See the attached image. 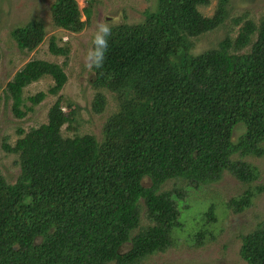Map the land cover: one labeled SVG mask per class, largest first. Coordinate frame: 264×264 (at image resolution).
Masks as SVG:
<instances>
[{
  "label": "trees",
  "instance_id": "1",
  "mask_svg": "<svg viewBox=\"0 0 264 264\" xmlns=\"http://www.w3.org/2000/svg\"><path fill=\"white\" fill-rule=\"evenodd\" d=\"M230 1L218 0L215 14L206 17L199 9L211 0H158L144 23L109 27L91 83L115 96L119 111L104 126L101 142L92 135L64 137L76 110L67 105L71 112H65L59 98L47 124L15 146L4 145L19 157L20 173L9 183L0 171V264H141L174 246V230H183L181 213L190 209L182 208L186 198L178 192L162 191L166 182L184 180L201 189L224 173L244 184L259 179L244 159L264 155V19L246 21L234 41L227 37L218 48L193 54L194 39L224 24ZM51 14L56 28L74 34L92 16L76 0H55ZM11 35L20 51L31 53L46 30L34 20ZM56 40L50 52L67 55ZM46 76L54 80L48 95H59L67 74L45 61L29 62L8 83L16 116L26 115L24 89ZM46 96L29 100L35 105ZM95 100L100 114L105 97ZM239 126L244 131L235 141ZM262 193L264 183L232 198L227 208L240 214ZM215 208L192 215L188 237L196 247L215 238ZM240 257L264 264V223L242 238Z\"/></svg>",
  "mask_w": 264,
  "mask_h": 264
},
{
  "label": "rangeland",
  "instance_id": "2",
  "mask_svg": "<svg viewBox=\"0 0 264 264\" xmlns=\"http://www.w3.org/2000/svg\"><path fill=\"white\" fill-rule=\"evenodd\" d=\"M81 10L88 8L92 12L90 22L81 33L74 34L54 26L51 6L55 0H0V171L9 183H14L20 173L19 157L5 151L4 145L15 146L16 142L32 129L47 124L52 106L62 99L64 111L71 112L67 105L76 110L72 128H63L65 138L92 135L99 142L103 140V129L107 121L119 111L115 96L104 90H96L92 86L94 73L87 67V59L93 50L94 38L102 26L115 25L137 26L145 22L146 12H154L158 0H76ZM218 0L200 7L206 17L216 12ZM243 18L239 23L238 19ZM264 19V0H231L228 17L219 29L194 39V55L218 48L227 37L233 41L246 21L256 25ZM41 22L46 30L44 42L33 52L26 53L18 49L12 38V31L25 26L31 21ZM82 20L86 16L82 15ZM56 37L59 48L67 50V55H54L50 52L52 37ZM250 51L247 47L237 53ZM39 60L57 64L65 70L68 81L59 95H48L54 80L46 76L37 83L24 89L21 110L26 112L22 118L13 111V100L7 97V85L16 74L29 62ZM46 93L44 101L33 105L29 98L39 93ZM98 94L105 97V109L97 114L93 104ZM243 126L236 130L234 140L238 141L243 133ZM264 148V144H263ZM237 159H240L237 157ZM258 169L259 179L253 184H244L234 176L224 173L221 180L201 189L190 188L184 180H171L162 186V191H176L190 206L181 213L183 230H174L175 244L167 252L148 257L141 264H246L240 257L242 238L264 223V194L256 195L253 204L240 214L227 208L228 202L234 197L242 196L247 190L264 183V155L249 156L244 159ZM215 204L218 223L213 227L214 240L206 242L204 247H196L188 237L192 233L190 224L193 214L207 210ZM182 212V211H181ZM142 226L149 224L143 209ZM177 236V238H176ZM128 247L126 246L125 249Z\"/></svg>",
  "mask_w": 264,
  "mask_h": 264
},
{
  "label": "clouds",
  "instance_id": "3",
  "mask_svg": "<svg viewBox=\"0 0 264 264\" xmlns=\"http://www.w3.org/2000/svg\"><path fill=\"white\" fill-rule=\"evenodd\" d=\"M109 28L106 26H102L99 29V33L94 38L93 43L95 44V48L89 52L87 59L90 61V63L87 64V67L91 68L93 66L100 67L103 58H104V49L106 48V40L104 37H106L109 34Z\"/></svg>",
  "mask_w": 264,
  "mask_h": 264
}]
</instances>
